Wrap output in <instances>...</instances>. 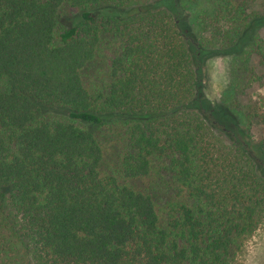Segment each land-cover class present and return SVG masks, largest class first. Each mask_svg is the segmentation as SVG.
<instances>
[{"label": "trees", "instance_id": "1", "mask_svg": "<svg viewBox=\"0 0 264 264\" xmlns=\"http://www.w3.org/2000/svg\"><path fill=\"white\" fill-rule=\"evenodd\" d=\"M261 29L264 0H0V264H240ZM212 53L236 58L220 105Z\"/></svg>", "mask_w": 264, "mask_h": 264}, {"label": "rangeland", "instance_id": "2", "mask_svg": "<svg viewBox=\"0 0 264 264\" xmlns=\"http://www.w3.org/2000/svg\"><path fill=\"white\" fill-rule=\"evenodd\" d=\"M260 7V2L255 6ZM67 20V18H66ZM264 37V30H260ZM235 56L216 54L201 56V79L203 96L212 105H220L230 92L235 79ZM251 66L259 79H254L244 95L237 94L238 102L245 108L259 106L264 112V67L254 58ZM250 109V108H249ZM252 134L257 141L264 142V122L256 119L252 123ZM240 264H264V223L247 240L239 256Z\"/></svg>", "mask_w": 264, "mask_h": 264}]
</instances>
